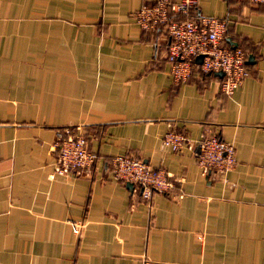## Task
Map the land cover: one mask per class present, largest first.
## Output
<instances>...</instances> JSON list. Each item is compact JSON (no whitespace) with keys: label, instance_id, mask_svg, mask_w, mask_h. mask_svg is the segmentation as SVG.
Masks as SVG:
<instances>
[{"label":"crops","instance_id":"crops-1","mask_svg":"<svg viewBox=\"0 0 264 264\" xmlns=\"http://www.w3.org/2000/svg\"><path fill=\"white\" fill-rule=\"evenodd\" d=\"M153 1L0 0V264H264V3L196 2L245 56L225 95L195 67L172 80L165 34L132 17ZM70 124L96 158L56 174L52 142ZM168 129L215 132L234 165L202 172L162 145ZM121 153L165 170L171 188L142 200L108 170Z\"/></svg>","mask_w":264,"mask_h":264},{"label":"built area","instance_id":"built-area-1","mask_svg":"<svg viewBox=\"0 0 264 264\" xmlns=\"http://www.w3.org/2000/svg\"><path fill=\"white\" fill-rule=\"evenodd\" d=\"M244 1L264 3V0ZM196 2L154 0L139 6L132 12V17L141 29H160L165 34V58L174 82L187 80L195 66L199 75L220 73L219 91L229 95L248 74L244 53L238 46L222 44L224 19L196 14ZM196 55H201L199 62L194 61ZM161 143L172 151H190L202 172L223 176L235 163L233 145L208 129L202 130L195 139L168 129L162 133ZM52 149L56 174L86 170L96 158L87 147V132L79 124L58 128ZM108 170L117 179L137 184L138 196L146 202L150 200L152 190L167 192L171 188L169 174L165 170L152 167L134 155H112ZM73 231L78 232L76 228Z\"/></svg>","mask_w":264,"mask_h":264},{"label":"water","instance_id":"water-1","mask_svg":"<svg viewBox=\"0 0 264 264\" xmlns=\"http://www.w3.org/2000/svg\"><path fill=\"white\" fill-rule=\"evenodd\" d=\"M200 57H201V55H196L195 58H194V61H195V62H199V61H200ZM217 74L220 75V73H217ZM127 184H128L129 186L132 185V183L129 182V181H127Z\"/></svg>","mask_w":264,"mask_h":264},{"label":"trees","instance_id":"trees-1","mask_svg":"<svg viewBox=\"0 0 264 264\" xmlns=\"http://www.w3.org/2000/svg\"><path fill=\"white\" fill-rule=\"evenodd\" d=\"M195 11H196V9H195ZM195 67V66H194ZM195 69H196V67H195ZM196 71H197V69H196ZM198 72V71H197Z\"/></svg>","mask_w":264,"mask_h":264}]
</instances>
